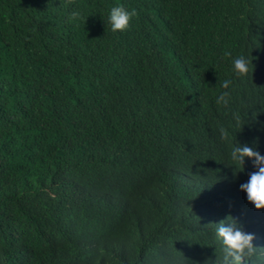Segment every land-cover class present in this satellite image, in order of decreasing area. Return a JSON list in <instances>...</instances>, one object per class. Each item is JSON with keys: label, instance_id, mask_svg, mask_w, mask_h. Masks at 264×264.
<instances>
[{"label": "trees", "instance_id": "trees-1", "mask_svg": "<svg viewBox=\"0 0 264 264\" xmlns=\"http://www.w3.org/2000/svg\"><path fill=\"white\" fill-rule=\"evenodd\" d=\"M238 142L264 154V0H0V264H219L227 216L264 264Z\"/></svg>", "mask_w": 264, "mask_h": 264}, {"label": "clouds", "instance_id": "clouds-1", "mask_svg": "<svg viewBox=\"0 0 264 264\" xmlns=\"http://www.w3.org/2000/svg\"><path fill=\"white\" fill-rule=\"evenodd\" d=\"M136 9H126L122 4H115L108 8L107 24L112 32L124 31L130 26V20L136 16ZM78 11H71L68 14L69 19L79 18ZM229 56L231 53L225 52ZM251 61L244 55H234L231 58V76H244L249 71ZM233 83L231 77L220 81V88L223 91L216 94L213 103L217 106H226L229 103V86ZM236 125L240 126V117L233 114ZM221 139L224 138V130L220 129ZM229 158L232 162L233 173L243 171L245 158H248L252 164L253 171L248 172L247 179L239 184V189L245 193V198L256 209L264 208V154H261L254 147L247 143H231ZM229 216L216 223L215 236L219 239L222 246V256L219 258V264H246L255 251L251 243L253 234L245 232L237 221Z\"/></svg>", "mask_w": 264, "mask_h": 264}]
</instances>
